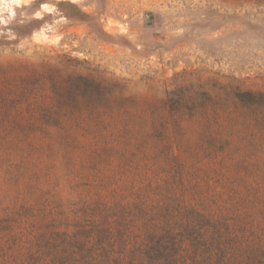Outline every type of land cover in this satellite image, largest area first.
Instances as JSON below:
<instances>
[{
	"label": "rangeland",
	"instance_id": "rangeland-1",
	"mask_svg": "<svg viewBox=\"0 0 264 264\" xmlns=\"http://www.w3.org/2000/svg\"><path fill=\"white\" fill-rule=\"evenodd\" d=\"M0 264H264V0H0Z\"/></svg>",
	"mask_w": 264,
	"mask_h": 264
}]
</instances>
